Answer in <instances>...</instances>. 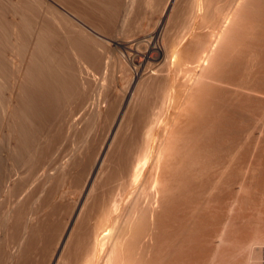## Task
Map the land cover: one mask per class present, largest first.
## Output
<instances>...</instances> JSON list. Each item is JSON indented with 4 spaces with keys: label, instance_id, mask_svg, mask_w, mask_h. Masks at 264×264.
<instances>
[{
    "label": "bare ground",
    "instance_id": "6f19581e",
    "mask_svg": "<svg viewBox=\"0 0 264 264\" xmlns=\"http://www.w3.org/2000/svg\"><path fill=\"white\" fill-rule=\"evenodd\" d=\"M261 77L264 0H0V264H221Z\"/></svg>",
    "mask_w": 264,
    "mask_h": 264
},
{
    "label": "rangeland",
    "instance_id": "374dc122",
    "mask_svg": "<svg viewBox=\"0 0 264 264\" xmlns=\"http://www.w3.org/2000/svg\"><path fill=\"white\" fill-rule=\"evenodd\" d=\"M262 81H264L263 78H262ZM262 81L260 78L257 80V82L260 84L264 83ZM257 82H256V84H257ZM260 84H257V85H260ZM261 88H262V86H259L256 89L259 90ZM256 95L257 96H255V99H256V97L259 99H256L254 101L255 105H253L254 107L252 110V113H253L252 119H253L254 124L260 123L261 118H262V122L264 123V104H263L264 102H262V100L264 101V99H263L264 97L261 98V96H258V95L264 96V93L256 92ZM255 122H258V123H255ZM254 135H255V138L254 137L253 138L255 139L254 140L255 143H254L253 151H251L252 152L251 164H253V165H251L252 170H253L251 172L252 173L251 178L253 180L250 179V180H252V182H250V185L252 186L251 196L247 194L250 197H246L244 193H242L243 195H241V193H240L237 197L238 199L236 198V203H237L236 204V206H237V210H236V222H237V224L236 225H237V227L235 225L234 227L236 230L231 229L232 230L231 234H232V232H234L233 233L234 237L230 236L231 234L230 235L228 234V232L230 231V228H229V230H226L227 228L226 229L224 228V230H226V231L223 230L224 236L227 238L229 235V237L231 239L233 238V241L231 242V239H229V237H228V239L223 237V243L220 246V251H221V259H220L221 262L220 263L221 264H264V141H262L264 139H261V140L259 139V137L261 135L257 133V130L255 131ZM262 137L264 138V133L262 134V136L260 138H262ZM1 142L0 143L2 145L7 144V141L4 138H1ZM240 155H242V154H240ZM241 158H243V155ZM241 158H239L238 160L241 161ZM240 161L238 162L239 164L242 162V161L241 162ZM253 167H254V169H253ZM239 168H240V166H239ZM253 172H254V174H253ZM251 186L249 187V189L251 188ZM219 191L217 194L219 196H220V194H222L221 197L224 196V199H225L226 189L224 191L225 195H223V189L222 188H221L220 194H219ZM217 194H214L211 196L213 199L212 198H210V199L214 200L213 201L214 203L209 201L208 208L215 207L213 205L216 204L215 202L218 201L217 199L219 197V196L217 197ZM249 194H250V190H249ZM244 196H245V198H244ZM215 198H217V199H215ZM222 199H223V197H222ZM210 202L213 204V205L211 204L212 206H210ZM219 202L217 204H219ZM217 204H216L215 209H211V208L210 209L213 212L220 211V213H222V214L219 213V215H222V217L224 219L226 217V214L224 213L223 209H222V211L220 208H219L220 210H218V206L220 204L219 205H217ZM216 208H217V210H216ZM211 210H210V213H208L209 216H210V214L213 213V212L211 213ZM214 210H216V211H214ZM209 216H208V219L210 221L209 220L208 221L211 222L213 220V218L210 216V218L212 219L211 220L209 218ZM212 216H213V214H212ZM212 222H214V221H212ZM212 222L210 223V225H207L208 228L206 227L205 232L202 230V234L204 233L203 235H204L205 239H206L205 236H207V235H205V233L206 232L211 233L210 229L214 228L213 227L214 225L212 224ZM211 224H212V226H211ZM207 238H208V236H207ZM193 239H192V241H193ZM228 240H230V241H228ZM194 241H195V239H194ZM191 242H190L191 245L194 244L193 242L192 243ZM197 242L198 241L196 240L195 243L198 244ZM205 242H207V240ZM204 245H205V243H204ZM194 246L196 247L198 245H194ZM205 246H206V248H205ZM205 246H204V248L206 251L203 250L204 253L206 254L205 264H212L210 262V259H209L210 258L209 257L210 249H209L208 245H205ZM195 247H193V248L195 249ZM193 248L191 251L198 252L197 249L199 247H196L195 250H193ZM193 252H190V254L191 253L195 254V252L194 253ZM190 256H192V255H190ZM190 256H189L190 259H188L189 260L188 264H190V263L196 264L197 262L194 261L195 258L193 256L192 257H190ZM190 260H191V262H190Z\"/></svg>",
    "mask_w": 264,
    "mask_h": 264
}]
</instances>
